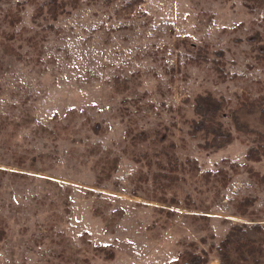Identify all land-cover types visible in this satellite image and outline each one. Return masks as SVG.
Wrapping results in <instances>:
<instances>
[{"label": "rangeland", "instance_id": "obj_1", "mask_svg": "<svg viewBox=\"0 0 264 264\" xmlns=\"http://www.w3.org/2000/svg\"><path fill=\"white\" fill-rule=\"evenodd\" d=\"M44 1L0 0V264H172L190 241L219 264L215 245L232 224L264 227V181L222 160L244 161L257 141L229 114L221 120L232 141L199 146L203 139L189 133L193 99L222 95L238 121L264 133L259 107L248 106L264 94V59L249 42L263 28L264 5L77 0L55 19L34 17ZM8 12L20 21L10 24ZM203 43L209 59L194 62ZM215 49L227 79L212 65ZM141 131L147 137L134 138ZM163 148L176 160L178 179L165 188L175 201L152 189ZM248 162L264 172L263 155ZM219 167L226 185L206 173ZM245 195L255 197L256 214L235 209ZM96 243L109 244L113 257Z\"/></svg>", "mask_w": 264, "mask_h": 264}, {"label": "trees", "instance_id": "obj_2", "mask_svg": "<svg viewBox=\"0 0 264 264\" xmlns=\"http://www.w3.org/2000/svg\"><path fill=\"white\" fill-rule=\"evenodd\" d=\"M35 2L36 0H28ZM136 2H141L143 0H134ZM77 0H45L44 2L37 3L34 10V17L40 16L45 12V16L55 19L61 13L67 10V3L76 6ZM132 2V1H131ZM246 6L250 9H255L261 5H264V0H244ZM130 5V2H128ZM45 7V8H44ZM6 20L10 24H14L20 21V15L14 12H8L5 14ZM48 26H52L49 24ZM235 28V27H233ZM9 36V34H7ZM187 34L182 36V40H176L178 44L179 41H185ZM184 39V40H183ZM251 47L253 48V56L255 60L260 63L264 59V25L262 30L255 29L249 38ZM192 43V42H190ZM7 49L13 53L14 50L7 46ZM195 56L192 58L194 62H199L202 60L209 59V53L211 52L207 43L202 45H195ZM217 58H212V65L218 72L219 78L224 80L228 78V71L223 65L221 58L223 57V50L215 49L212 50ZM233 76V74H231ZM246 105V104H244ZM256 105L259 107L260 120L264 123V94L260 95L259 98L252 100L248 103V106ZM243 106V104H241ZM194 116L190 118V129L189 133L191 136L199 135L203 142L199 144L202 148L216 149L221 146H225L234 138L233 132L230 128L224 127L222 125L221 118L225 114H229L234 124V129L244 133L254 132L257 141H254L248 145L246 152L244 154V161L236 162L231 161L229 158H222V160L228 163L230 169L237 170V166L241 165L248 173L253 176V178L262 183L264 181V172L254 169V167L248 161H256L264 156V133L255 131L250 128L247 124L237 120L236 110L237 107H230L229 101L222 95L215 96L209 91L204 93H197L193 99ZM144 139L147 137V133L144 131L135 134L134 138L137 136ZM166 136V130L162 133H157L158 141H162V137ZM171 142L169 147H172ZM161 156L166 157L165 163L161 160L156 161L157 170L151 173V183L153 188H162L161 194L157 197L160 200H170L175 201L177 198L175 195L168 196L165 193V188L170 187L178 179L175 170L177 169L175 156L173 154H168V151L163 148L160 151ZM117 157H113L109 161V167L115 168ZM193 164L192 167L197 168V161L195 158L189 159ZM151 159L148 158L147 165L150 166ZM109 172H107L108 175ZM207 175L213 174L214 177L221 182L222 185L228 183L230 175L228 174L227 168L219 167L216 170L207 169ZM229 175V176H228ZM165 181L162 182V179ZM149 175L139 176L138 181H147ZM139 186L138 184H136ZM156 195V193H154ZM235 209L241 214H256L254 208H250L255 201L254 196L245 195L240 198L234 199ZM188 248H183L178 252L177 257L174 258L172 264H208L209 258L207 257L206 251L198 248L195 241H190ZM213 246V245H212ZM94 247L97 250H103L108 247L107 256L113 257L112 247L107 243H96ZM218 253L219 264H264V227L260 222H238L234 223L227 230L225 235L219 239L218 243L215 245Z\"/></svg>", "mask_w": 264, "mask_h": 264}]
</instances>
